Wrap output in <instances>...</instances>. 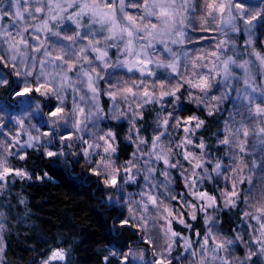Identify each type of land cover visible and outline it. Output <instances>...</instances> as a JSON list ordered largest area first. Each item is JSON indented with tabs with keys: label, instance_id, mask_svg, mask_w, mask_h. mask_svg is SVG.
Returning a JSON list of instances; mask_svg holds the SVG:
<instances>
[{
	"label": "clouds",
	"instance_id": "1",
	"mask_svg": "<svg viewBox=\"0 0 264 264\" xmlns=\"http://www.w3.org/2000/svg\"><path fill=\"white\" fill-rule=\"evenodd\" d=\"M258 39L264 0H0V173L83 177L115 212L105 264H264Z\"/></svg>",
	"mask_w": 264,
	"mask_h": 264
},
{
	"label": "trees",
	"instance_id": "2",
	"mask_svg": "<svg viewBox=\"0 0 264 264\" xmlns=\"http://www.w3.org/2000/svg\"><path fill=\"white\" fill-rule=\"evenodd\" d=\"M131 152L130 147L125 148L121 158L129 159ZM16 164L24 168L20 162ZM27 172L31 179L10 175L0 196L2 220L7 229L4 264H40L57 251L65 256L62 264H105L107 249L115 238L104 217H112L115 212L97 209L92 188L83 177L76 178L39 160H30ZM236 226L225 218L229 232ZM119 239L121 251L126 252L136 237L126 231ZM107 264L120 261L108 258Z\"/></svg>",
	"mask_w": 264,
	"mask_h": 264
},
{
	"label": "rangeland",
	"instance_id": "3",
	"mask_svg": "<svg viewBox=\"0 0 264 264\" xmlns=\"http://www.w3.org/2000/svg\"><path fill=\"white\" fill-rule=\"evenodd\" d=\"M5 19H7V18H5ZM215 35L216 34L213 33L212 31H206V32L199 33V39H197L195 41V43L198 46H202L205 43L210 42V39L209 38L214 37ZM243 39H244V37L241 34V41ZM257 45L259 47H261L262 50H264V46H261L260 45L259 39L257 40ZM0 108H3V105H0ZM10 150L15 151V149L11 148V145H10ZM130 157H131V154H130ZM15 165L16 166L12 168V171L10 173H8L7 175H5L4 179L0 180V196H1L2 192H3V190L6 188V182H7L8 177L10 175H14L16 177H19V175H17L16 173H17V171H20L22 168L18 167L17 164H16V162H15ZM176 175H177V179L179 181V175L178 174H176ZM177 187H178V190H179L180 193H183L185 191V189L183 188V184L182 183H178ZM177 206H179V205H177ZM0 213H3L1 206H0ZM3 215H4V213H3ZM2 217L3 216H0V223H3ZM185 217L187 219V215L186 214H185ZM189 222H191V221H189ZM124 225L131 226V221L121 222L120 226H124ZM176 226H178V225H175V227ZM196 231H199V230H196ZM192 235H193V237H195V233H193ZM4 239H5V237H4ZM5 242H6V240H5ZM145 247H148V245L145 244ZM239 251L242 254L243 249H239ZM52 257L53 256L51 255L48 259H46L45 261H43V264H62L63 263V261H61L60 258H56L54 261H52ZM3 264H4V262H3ZM120 264H121V262H120ZM123 264H127V260L126 259L123 261Z\"/></svg>",
	"mask_w": 264,
	"mask_h": 264
},
{
	"label": "snow or ice",
	"instance_id": "4",
	"mask_svg": "<svg viewBox=\"0 0 264 264\" xmlns=\"http://www.w3.org/2000/svg\"><path fill=\"white\" fill-rule=\"evenodd\" d=\"M211 7V5H210ZM53 115H55V113H53ZM49 155H52V153H49ZM12 171V169L10 168H5L3 170L2 173H0V180L4 179L5 175H7L8 173H10ZM17 175H21V172L20 171H17L16 173ZM112 183H115V179H113ZM59 257L60 259H63V252H55L53 253V259ZM158 264H163V261H158Z\"/></svg>",
	"mask_w": 264,
	"mask_h": 264
},
{
	"label": "water",
	"instance_id": "5",
	"mask_svg": "<svg viewBox=\"0 0 264 264\" xmlns=\"http://www.w3.org/2000/svg\"><path fill=\"white\" fill-rule=\"evenodd\" d=\"M57 252H60V251H57ZM57 258H59V257H57ZM56 259V258H55ZM55 259H53L52 258V261H54ZM61 261H65V256H64V254H63V259H60Z\"/></svg>",
	"mask_w": 264,
	"mask_h": 264
}]
</instances>
